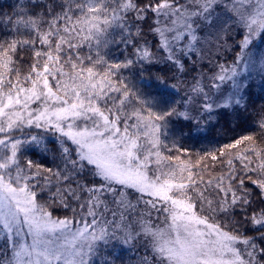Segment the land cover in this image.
I'll return each instance as SVG.
<instances>
[{
  "label": "snow or ice",
  "instance_id": "snow-or-ice-1",
  "mask_svg": "<svg viewBox=\"0 0 264 264\" xmlns=\"http://www.w3.org/2000/svg\"><path fill=\"white\" fill-rule=\"evenodd\" d=\"M0 26V264H93L109 242L142 247L138 264H264L256 138L225 145L239 150L207 178L203 158L166 143L174 120L199 128L246 108L241 73L264 74V52L251 51L264 41V0H27ZM234 35L232 64L194 78L180 101L166 73L144 79L156 63L182 73L198 46ZM32 128L54 133L56 148ZM27 147L51 152L50 165Z\"/></svg>",
  "mask_w": 264,
  "mask_h": 264
},
{
  "label": "trees",
  "instance_id": "trees-1",
  "mask_svg": "<svg viewBox=\"0 0 264 264\" xmlns=\"http://www.w3.org/2000/svg\"><path fill=\"white\" fill-rule=\"evenodd\" d=\"M26 2L27 0H0V19L7 17H13L14 19L20 5ZM7 30L3 26H0V33ZM145 32L147 33L146 27ZM146 38L155 52V38L151 34H148ZM239 39V35H234L228 40L227 45L219 49L215 46L214 40L203 45V47L198 46L199 56L189 54L184 57L185 69L182 73L178 72L175 68H172L170 71L162 63H156L148 72L144 73V79H147L150 74H156L157 70L166 73L169 85H178V94L175 96V99L180 101L181 97L188 94V89L194 82V78H200L202 75L204 77L211 76L213 72L218 71L216 68L217 64L230 65L233 62L236 53L239 51L236 47ZM263 50L264 41L258 39L254 42L251 51L253 53H260ZM122 51H125L123 45L113 53V58L122 60L124 58L121 55ZM126 51L130 53L131 48L129 47ZM156 55H160V53H156ZM125 75H128V73H125ZM242 77L246 78L244 82L248 85L244 93L246 108L223 112L211 121L202 120L199 128H194V124H188L183 120H174L171 126L172 131L167 136L166 143L170 147L174 142L177 148L186 149V152L173 149L172 155L179 156L183 160H190L191 162L192 160L200 161L203 158V165H206L204 171L206 178L209 176L215 177L226 170V161L229 155L234 154L239 149H225V145L233 143L236 139L244 135L254 136L256 138L254 146L256 148H264V129L259 127L261 121L264 120V74L256 70L242 75ZM131 79L133 84H136L138 87L141 86L139 78ZM202 82L205 85L208 84L207 79H204ZM230 87L229 82L221 85V88L226 91L230 90ZM27 131L31 134L42 136L49 149L54 150L56 148L57 141L54 133L36 128L28 129ZM221 150H225L228 155L221 156ZM211 155L218 156V160L212 161L210 159ZM30 157L38 163L50 165L52 154L49 152L42 155L34 147L30 152ZM236 166L238 168L239 164L237 163ZM249 187L252 186L249 185ZM61 213L66 212L54 210L55 215ZM68 214L70 215V213ZM219 219L222 223L228 224L230 218L219 217ZM236 219H240V217L237 216ZM116 244L115 242H109L107 246L100 245L98 254L102 262L100 264H103V261L106 259L114 261V264H138L140 256L144 254L142 247H128L127 249L126 246L121 245H119L121 247H114ZM117 249L119 250L117 251Z\"/></svg>",
  "mask_w": 264,
  "mask_h": 264
},
{
  "label": "rangeland",
  "instance_id": "rangeland-1",
  "mask_svg": "<svg viewBox=\"0 0 264 264\" xmlns=\"http://www.w3.org/2000/svg\"><path fill=\"white\" fill-rule=\"evenodd\" d=\"M258 40V39H257ZM256 40V41H257ZM255 41V42H256ZM263 52H264V50H263ZM232 64V63H231ZM230 64V65H231ZM253 71H256V69H252L250 72H247V71H245V72H242L241 73V75H246V74H249V73H251V72H253ZM229 85H230V82H229ZM32 149H34V147H27L26 148V155L29 157V158H31L30 157V152L32 151ZM198 160H192V162L193 163H195V162H197ZM205 177H206V175H205ZM69 215L68 213H61V214H59V215H57V216H63V215ZM55 215V214H54ZM155 215L156 214H154V218H155ZM160 220L162 221L163 220V215H160ZM102 245V244H101ZM104 246V245H103ZM110 246V245H109ZM115 246H117V247H121V246H119V244H116V245H114V247ZM126 248L128 249V246H126ZM99 249H100V246H99ZM99 249H98V251H97V253L96 254H94V257H93V264H100V263H102L101 261H100V257L98 256V254H99ZM108 249V248H107ZM119 249H117V251H118ZM116 251V252H117ZM104 252V251H103ZM105 258H106V255H105Z\"/></svg>",
  "mask_w": 264,
  "mask_h": 264
}]
</instances>
